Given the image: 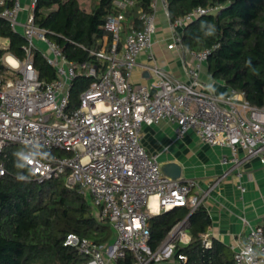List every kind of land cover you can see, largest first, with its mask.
<instances>
[{
  "label": "built area",
  "instance_id": "2783aa9c",
  "mask_svg": "<svg viewBox=\"0 0 264 264\" xmlns=\"http://www.w3.org/2000/svg\"><path fill=\"white\" fill-rule=\"evenodd\" d=\"M37 3L0 0V20L27 40L25 59L6 54L0 72V177L6 174L4 151L18 144L25 148L21 158L37 182L64 176L69 189H78L90 200L99 220H107L116 236L114 242L99 244L68 234L64 246L82 254L84 264H164L174 257L187 260L184 255L177 258L175 252L179 244L186 246L191 241L189 218L178 223L155 251L150 248L149 220L179 207L196 210L201 204L192 195L196 182L172 181L163 175L157 156L142 145L143 126L168 121L176 125L177 139L192 131L207 144L228 146L232 155L223 158V163L239 165L253 157L264 163V107L252 106L232 89L223 96L212 92L201 81L211 50L191 52L182 44L189 23L218 9L197 8L171 21L167 1L153 0V11L139 14L141 27L137 28L126 18L131 2L115 1L117 12L107 17L106 34L98 47L79 45L104 63L98 72L92 63L70 61L50 40L48 31L36 23ZM161 11L171 31L167 48L192 59L189 65L184 60L187 80L177 79L153 63L143 66L152 75V83L135 84L132 74L139 58L146 55L155 62ZM35 52L55 70L53 80H40L34 67ZM79 71L97 76V80L81 94L80 106L70 110ZM241 149L244 157L239 155ZM46 150L67 155L49 156ZM202 241L205 248H211L209 233L202 234ZM249 257L251 264H264V228L251 227L246 241L234 250L235 264H248Z\"/></svg>",
  "mask_w": 264,
  "mask_h": 264
},
{
  "label": "trees",
  "instance_id": "16d2710c",
  "mask_svg": "<svg viewBox=\"0 0 264 264\" xmlns=\"http://www.w3.org/2000/svg\"><path fill=\"white\" fill-rule=\"evenodd\" d=\"M117 0H93L90 10L79 0H38L36 23L48 31V37L63 54L78 64L92 63L98 72L104 63L81 48L96 49L106 34L107 17L117 12ZM128 23L140 28L139 14L151 13L153 0H129ZM171 21L186 17L197 8L218 9L216 13L198 17L183 31L185 50H211L207 61L211 77L243 95L252 106L264 107V0H166ZM214 31L208 35L209 27ZM0 37L9 46L0 50V66L6 54L24 60L27 40L16 34L9 23L0 20ZM34 67L42 81L56 77L55 70L39 53H34ZM4 68H0L3 72ZM97 76L78 72L73 82L69 109L80 106L81 94ZM25 148L12 144L2 160L6 174L0 177V264H83L85 258L76 249L64 246L70 233L109 242L113 230L107 220H99L90 200L78 189H69L64 176L39 183L21 158ZM59 156L67 155L56 151ZM19 176L26 179L20 180ZM189 218L188 245H178L175 255L187 260L180 264H235L234 255L222 243L213 240L205 248L202 234L207 233L212 219L200 206L175 208L149 220L150 248L155 251L172 229Z\"/></svg>",
  "mask_w": 264,
  "mask_h": 264
},
{
  "label": "crops",
  "instance_id": "0c3cea01",
  "mask_svg": "<svg viewBox=\"0 0 264 264\" xmlns=\"http://www.w3.org/2000/svg\"><path fill=\"white\" fill-rule=\"evenodd\" d=\"M158 15L162 21L158 24L161 34L157 33L155 37V62L149 61L146 55L139 58V65L132 74L135 84L152 83V75L143 66L153 63L175 78L187 80L184 60L189 65L192 59L189 54L167 48L171 36L169 22L162 11ZM201 81L217 95H228L231 91L226 84L211 77L207 66ZM175 127L168 121L144 125L142 145L149 154L157 156L160 163H178L183 181L196 182L192 195L200 199L212 219L207 233L212 241L222 243L234 255V250L246 241L251 227L264 228V163L258 157L244 160L239 165L230 161L223 163V158L229 159L232 155L228 146L207 144L192 131L177 139ZM239 155L244 157V150L241 149ZM154 202L152 199V204ZM164 264H180V261L174 257Z\"/></svg>",
  "mask_w": 264,
  "mask_h": 264
},
{
  "label": "rangeland",
  "instance_id": "374dc122",
  "mask_svg": "<svg viewBox=\"0 0 264 264\" xmlns=\"http://www.w3.org/2000/svg\"><path fill=\"white\" fill-rule=\"evenodd\" d=\"M79 2H80V4H81V6H82V8L83 9H85V10H90V8H91V5H92V3H93V0H79ZM159 16V15H158ZM159 19V21L157 22L158 24H159V22L160 21H162L161 19L162 18H158ZM19 30H20V32H22L23 31V29L21 28V27H19ZM164 32H166L165 30H164ZM161 34V31H159L158 32V35H160ZM9 46V40L8 39H6V38H2V37H0V50H5L7 47ZM3 60H4V57H3ZM12 145V144H11ZM16 145H18V144H16ZM10 146V145H9ZM19 147L20 148H24L23 146H21V145H19ZM8 148V147H7ZM6 148V149H7ZM56 151H50V150H46V153L49 155V156H54V155H58L57 153H55ZM24 152H22L21 153V155L23 154ZM20 155V156H21ZM115 234H113V237H112V240L111 241H115ZM85 262H83V264H84Z\"/></svg>",
  "mask_w": 264,
  "mask_h": 264
},
{
  "label": "water",
  "instance_id": "95a60500",
  "mask_svg": "<svg viewBox=\"0 0 264 264\" xmlns=\"http://www.w3.org/2000/svg\"><path fill=\"white\" fill-rule=\"evenodd\" d=\"M1 69L4 68V65L2 64L0 66ZM160 168L162 170L163 175L172 180L177 181L181 179L182 176V170L178 163L176 162H169V163H160Z\"/></svg>",
  "mask_w": 264,
  "mask_h": 264
},
{
  "label": "clouds",
  "instance_id": "9594fccd",
  "mask_svg": "<svg viewBox=\"0 0 264 264\" xmlns=\"http://www.w3.org/2000/svg\"><path fill=\"white\" fill-rule=\"evenodd\" d=\"M213 31H214V29L210 26L207 34H208V35H211ZM24 158L27 159V157H24ZM18 179H20V180H24V179H26V177H24V176H19ZM250 251H251V249H249L247 252H245L244 255H245V256H248ZM248 264H251V257H249Z\"/></svg>",
  "mask_w": 264,
  "mask_h": 264
},
{
  "label": "bare ground",
  "instance_id": "6f19581e",
  "mask_svg": "<svg viewBox=\"0 0 264 264\" xmlns=\"http://www.w3.org/2000/svg\"><path fill=\"white\" fill-rule=\"evenodd\" d=\"M10 61H11L13 64H15V62H14V60H13L12 58H10Z\"/></svg>",
  "mask_w": 264,
  "mask_h": 264
}]
</instances>
